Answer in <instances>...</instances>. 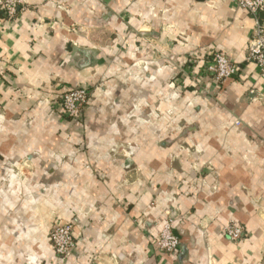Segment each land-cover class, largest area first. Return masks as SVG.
<instances>
[{"label": "crops", "instance_id": "1", "mask_svg": "<svg viewBox=\"0 0 264 264\" xmlns=\"http://www.w3.org/2000/svg\"><path fill=\"white\" fill-rule=\"evenodd\" d=\"M254 25L229 0H25L1 14L0 264H264ZM209 51L238 74L204 76ZM77 87L92 95L70 116L57 99ZM12 163L32 175H6ZM56 220L74 225L65 260ZM166 220L174 253L155 243Z\"/></svg>", "mask_w": 264, "mask_h": 264}, {"label": "built area", "instance_id": "2", "mask_svg": "<svg viewBox=\"0 0 264 264\" xmlns=\"http://www.w3.org/2000/svg\"><path fill=\"white\" fill-rule=\"evenodd\" d=\"M25 0H0V15L11 19L15 16ZM237 7L246 11L254 19V28L246 48L245 60L254 63L260 76L264 78V22L260 16L264 15V0H229ZM204 73L210 75L215 83H222L238 74L240 68L219 51L207 53ZM92 95L87 87H77L64 90L57 99L63 112L67 115H77L86 105ZM223 234L229 240L238 242L243 237V228L234 220H229L223 226ZM48 239L54 254L60 260L67 259L75 246L74 225L71 221L53 222L48 229ZM157 250L174 253L179 246L178 237L172 232L171 220L164 221L155 239Z\"/></svg>", "mask_w": 264, "mask_h": 264}, {"label": "rangeland", "instance_id": "3", "mask_svg": "<svg viewBox=\"0 0 264 264\" xmlns=\"http://www.w3.org/2000/svg\"><path fill=\"white\" fill-rule=\"evenodd\" d=\"M3 121L4 120L2 118V109L0 108V129H1L2 125H3ZM19 165H20V163H19ZM22 168H24L25 170H28L29 172H23L22 171ZM32 170H33L32 168L30 169V168H28L26 166H21L20 165L19 167H17L14 163H12V164L9 165V169L6 170V175L12 176V177L16 178L17 181H19L20 183H22V181L28 179L32 175V173H33ZM3 184L4 183L0 179V199L4 198L6 196V192H7L6 189H5V187L3 186ZM49 226H48V229H49Z\"/></svg>", "mask_w": 264, "mask_h": 264}]
</instances>
